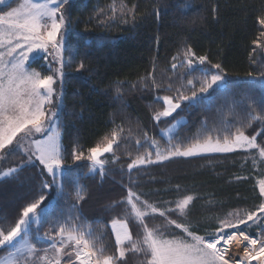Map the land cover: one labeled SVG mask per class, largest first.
<instances>
[{
	"label": "trees",
	"instance_id": "16d2710c",
	"mask_svg": "<svg viewBox=\"0 0 264 264\" xmlns=\"http://www.w3.org/2000/svg\"><path fill=\"white\" fill-rule=\"evenodd\" d=\"M71 3L72 7L68 8L71 31L66 37L71 57L65 54L70 66L65 68L59 124L66 149L64 195L58 196L56 185L42 189V183L51 181L52 177L46 170L41 174L43 166L38 162L37 167L25 166L15 178L0 182V217L15 222L22 207L43 191L45 204L53 205L55 211L42 226L33 225L34 230L41 228V237L57 213L68 214L75 204L71 214L80 218L79 223L102 232L103 243L114 251L115 238L110 223L122 214V210L110 205L126 197L124 185L149 202L194 196L190 212L183 218L198 235L205 234L201 230L204 227L218 228V217L223 218L235 210L256 209L263 202L256 183L261 175L251 165L252 155L245 151L175 158L135 168L129 173L127 165L135 156L133 138L129 141L130 147L121 146L115 150L119 160L113 162V155L105 154L107 174L103 179L90 175L87 160L75 161L71 153L75 145L85 150L93 146L116 126H123L126 132L131 127L134 136L142 130L163 146L167 141L164 136V130L169 127L167 121H173V117L162 118L159 123L153 120L154 111L162 107L155 103L156 96H175L176 89L181 87L185 94H191L187 79L200 85V71L186 76L187 67L171 69L173 62L179 64L183 59L178 54L185 46H190L196 57L205 55L208 58L204 65L194 61V69L217 72L219 70L212 65H221L232 93L230 99L243 102L250 96L259 104L264 99L261 87L264 77L260 75L264 73V37H260L262 29L257 18L264 16V0H115V14L111 10L113 0H71ZM122 3L132 9L133 14L122 16L119 9ZM185 5H191L187 13L183 11ZM257 38L262 47L253 43ZM173 56L178 59L173 61ZM81 61L85 68L77 71ZM154 68L157 81L165 79L161 88L148 86L151 83L149 74ZM168 77H171V91L167 90ZM216 95L210 107L203 104L189 107V101H181V108L174 113L177 119L182 117L187 121L179 130L180 137H191L202 121H207L209 127L222 118L235 122L236 117L227 115L224 98ZM55 103L54 98L50 105L53 110ZM235 111L243 116L244 107L238 106ZM245 132L247 135L260 132L257 142L264 144L261 139L264 124L254 122ZM128 151H132L133 157L126 154ZM25 160L22 152L0 160V171L17 167ZM77 182L85 189V198L78 203L74 196ZM129 228L133 236L139 230L134 223H130ZM50 243L48 238L40 239L38 248H47ZM4 253L0 250V257ZM132 258L136 257L128 253L125 264H135Z\"/></svg>",
	"mask_w": 264,
	"mask_h": 264
},
{
	"label": "snow or ice",
	"instance_id": "6c2138e0",
	"mask_svg": "<svg viewBox=\"0 0 264 264\" xmlns=\"http://www.w3.org/2000/svg\"><path fill=\"white\" fill-rule=\"evenodd\" d=\"M11 3L12 0H0V160L21 152L26 160L17 167L0 171V182L15 178L25 166L37 167L38 162L43 166L41 174L46 170L52 177L51 181L42 183V189L56 185L58 196H63L66 149L60 137L59 124L63 110L65 68L70 66L65 54L71 57V49L66 47V36L71 31L68 8L72 7V3L71 0H20L16 7H11ZM190 8L191 5H185L183 11L187 13ZM119 9L122 16L133 14V10L123 3ZM111 10L113 14L117 11L115 0ZM257 20L262 29L260 37H264V16ZM253 43L262 47L259 38ZM42 53L47 55L41 56ZM178 55H182L183 59L179 64L173 62L171 69L175 71L187 67L186 76L200 71V85L197 90L193 79H187L190 95L185 94L181 87L176 89L175 96H156L155 103L162 104V107L154 111L153 120L159 123L162 118L173 117L174 121H167L169 127L164 130L168 137L166 143L162 146L142 130L134 136L131 127L126 132L123 126H116L86 150L79 145L74 146L71 153L73 160L89 161L90 175H99L103 179L107 174L105 154L111 153L113 162L119 160L115 150L121 147L122 142L124 147H130L129 141L133 138L135 156L127 165L129 173L142 165L175 158L228 154L240 150L252 155L253 163H256V156L264 161V144L257 142L260 132L254 135L245 132L254 122L264 124V99L259 104L250 96L243 102L230 99L229 82L219 63L212 65L219 70L217 72L207 68L194 69V61L204 65L208 58L205 55L196 57L190 46H185ZM48 56L52 57L48 65L52 74H42L31 68L30 60H47ZM177 59L178 56L172 57L173 61ZM84 68L85 64L81 61L77 71ZM154 73L155 68L149 74L151 83L148 86L161 88L165 79L162 77L158 82ZM260 75L264 77V73ZM261 87L264 88V81H261ZM167 90H172L171 77L167 78ZM216 94L224 98L227 115L236 117L235 122L222 118L209 127L207 121H202L191 137H180L179 130L186 126L187 121L182 117L177 119L174 113L181 108V101H189V107L193 104L210 107L217 99ZM54 98L55 110L48 107L53 105ZM241 105L244 107L243 116L235 111ZM261 139L264 140V137ZM252 150L256 152L252 153ZM126 154L133 157L132 151ZM258 187L260 196L264 197V179L258 182ZM74 196L77 203L85 198V189L78 182L74 184ZM45 199L41 191L22 207L15 222L8 217H0V250L7 253L0 264H125L129 252L142 254L145 264H252L253 261L264 264V230L256 236L246 230L249 222L264 225V202L252 211H243V214L242 210H235L223 218L218 217V228L204 236L193 231L189 223L170 215L187 217L194 196L185 195L176 200L173 207L160 208L128 187L126 197L110 205L113 209L119 207L122 210V214L111 221V232L115 237L113 251L103 243L102 232L98 233L91 225L79 223L80 218L71 214L75 204L71 205L68 214L57 213L48 231L41 237V228L34 230L33 225L42 226L55 211L53 205L45 204ZM156 216L163 218L162 222L152 226L150 222ZM130 223L139 229L135 237L130 231ZM232 229L235 231H229ZM44 238L50 239L51 243L47 248L40 249L38 242ZM234 241L237 244L247 242L240 259L226 258ZM65 257L68 259L65 260Z\"/></svg>",
	"mask_w": 264,
	"mask_h": 264
},
{
	"label": "rangeland",
	"instance_id": "374dc122",
	"mask_svg": "<svg viewBox=\"0 0 264 264\" xmlns=\"http://www.w3.org/2000/svg\"><path fill=\"white\" fill-rule=\"evenodd\" d=\"M20 2V0H12V3H11V7H16L17 5H18V3ZM10 10V9H9ZM0 14H2V12H0ZM67 37V36H66ZM263 44H264V39H263ZM44 55H47V54H44V53H42L41 54V56H44ZM52 61V57L51 56H48L47 57V60H45V59H36V60H30V65H31V68L32 69H34V70H40V71H42L41 73L42 74H52V72L49 70V68H48V65H49V63ZM54 67H55V65H54ZM196 85V88H197V90H198V88H199V85L198 84H195ZM190 87V86H189ZM190 95V94H189ZM198 95H203V94H199L198 93ZM49 108H51V106H48ZM164 136H165V138L166 139H168V137L164 134ZM121 146L123 147V148H126V147H124L123 146V142H122V144H121ZM240 151H242V150H240ZM252 152H256V150H252ZM210 155H214V154H210ZM251 158V160H250V162H251V165H252V167H254V168H256L258 171H259V173H260V175H261V178L259 179V180H257L256 181V183H257V187H258V182L260 181V180H262V179H264V165H261V160L259 159V157L258 156H256L255 157V159H256V163H253V156H251L250 157ZM87 163H90L89 161H87ZM145 165H142V166H140V167H144ZM139 168V167H138ZM110 176V175H109ZM111 177V176H110ZM112 178V180H113V177H111ZM120 184V183H119ZM121 185V184H120ZM124 187L126 188V190L128 191V189H127V186L126 185H124ZM258 191H259V187H258ZM138 192H139V190H138ZM143 198V197H142ZM162 199V198H161ZM157 200V199H156ZM177 200V199H176ZM175 199H167V198H165V199H162V200H157V201H155L154 199L153 200H151V202H153L154 204H156L158 207H160V208H168V207H173L174 206V202L176 201ZM263 202H264V197H263ZM161 204V205H160ZM241 214H243V212H241ZM170 215H173V218H175V219H177V220H179V221H181V222H185V223H189L187 220H185L183 217H179V216H177V215H175V214H170ZM162 219L163 218H161V217H159V216H156L155 217V219H154V221H151L150 223L152 224V226H155V225H159V224H161V222H162ZM184 219V220H183ZM219 226V225H218ZM241 227L242 228H245L246 226H244V225H241ZM110 229H111V223H110ZM205 234H204V236H208V235H210L212 232H213V230H209V228H206V227H204V228H202L201 229ZM246 230H247V232L249 233V234H251V235H253V236H256V235H258L262 230H264V225H261V224H252L251 222H249V226H247L246 227ZM175 232H177V233H179V230L178 229H175L174 230ZM210 231H211V233H210ZM229 231H235L234 229H232V230H229ZM138 232V231H137ZM113 236H114V234H113ZM135 237V236H134ZM115 238V237H114ZM58 239V238H57ZM238 239H241L242 240V238H238ZM247 242H243V243H241V244H237L235 241L230 245V247H229V254L231 255V256H235V258H237V259H240V258H242V256H243V246H244V244H246ZM129 253H131V252H129ZM128 254V253H127ZM126 254V255H127ZM131 254H133L136 258L134 259V258H132L133 260V262L135 263V264H145V262H144V258H143V256H142V254H140V255H138V254H134V253H131ZM7 255V253L5 252L4 254H3V256L2 257H0V259L2 260V259H4V257ZM133 257V256H132ZM67 258V257H66ZM252 264H257V262L256 261H253L252 262Z\"/></svg>",
	"mask_w": 264,
	"mask_h": 264
},
{
	"label": "bare ground",
	"instance_id": "6f19581e",
	"mask_svg": "<svg viewBox=\"0 0 264 264\" xmlns=\"http://www.w3.org/2000/svg\"><path fill=\"white\" fill-rule=\"evenodd\" d=\"M229 257H233V256H231V255L229 254V252H228L226 258H229ZM234 258H235V256H234ZM235 259H237V258H235Z\"/></svg>",
	"mask_w": 264,
	"mask_h": 264
},
{
	"label": "water",
	"instance_id": "95a60500",
	"mask_svg": "<svg viewBox=\"0 0 264 264\" xmlns=\"http://www.w3.org/2000/svg\"><path fill=\"white\" fill-rule=\"evenodd\" d=\"M262 53H263V59H264V44H263V51H262Z\"/></svg>",
	"mask_w": 264,
	"mask_h": 264
},
{
	"label": "crops",
	"instance_id": "0c3cea01",
	"mask_svg": "<svg viewBox=\"0 0 264 264\" xmlns=\"http://www.w3.org/2000/svg\"><path fill=\"white\" fill-rule=\"evenodd\" d=\"M68 258L65 257V260H67Z\"/></svg>",
	"mask_w": 264,
	"mask_h": 264
}]
</instances>
